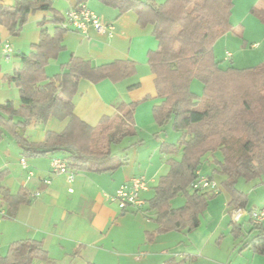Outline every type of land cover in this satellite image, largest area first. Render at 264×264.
Listing matches in <instances>:
<instances>
[{
  "label": "trees",
  "instance_id": "1",
  "mask_svg": "<svg viewBox=\"0 0 264 264\" xmlns=\"http://www.w3.org/2000/svg\"><path fill=\"white\" fill-rule=\"evenodd\" d=\"M101 1L118 8L120 14L134 11L141 26L154 27L158 48L149 53L148 64L155 75L160 103L154 106L153 117L161 132L171 125L173 131L182 133L176 144L165 142L161 147L162 154L173 157L167 160L170 170L160 178L149 205L160 231L191 232L200 227L201 216L221 192L212 194L191 186L199 178L206 157L215 158L217 153L222 159H215V172L223 177L220 186L230 198L229 214L236 208L248 210V196L237 183L240 179H259L264 185V61L251 68H224L215 56L219 38L229 32L241 33V26L231 21L234 0ZM38 12L50 18L39 22V42L28 54L20 55L21 67L9 78L19 89L21 104L19 108L12 101L0 104V137L5 130L10 132L27 157L66 153L72 172H114L126 164V159L115 154L113 147L138 134L134 116L138 103H120L112 116L92 126L76 114L73 100L81 79L119 82L135 75L137 64L115 61L96 67L89 60L73 56L65 70L48 77L46 67L64 49L63 37L70 30L63 27L65 18L51 1L21 0L8 7L0 5V24L12 36H19L29 17ZM251 13L264 23V0H259ZM49 23L56 25L54 33L49 32ZM194 80L203 84L202 96L192 91ZM50 119L66 122L64 130L48 131L42 143L30 142L27 128ZM179 152L182 157L176 159L174 155ZM1 194L12 214L29 203L25 191L13 195L2 187ZM181 195L185 204L172 208L171 202ZM232 224V232L239 234L241 226ZM248 245L264 254V230ZM48 259L42 242L21 240L0 257V264H32Z\"/></svg>",
  "mask_w": 264,
  "mask_h": 264
},
{
  "label": "crops",
  "instance_id": "2",
  "mask_svg": "<svg viewBox=\"0 0 264 264\" xmlns=\"http://www.w3.org/2000/svg\"><path fill=\"white\" fill-rule=\"evenodd\" d=\"M17 1L21 0H0V5L8 7ZM50 1L64 18L71 8L85 2L101 16L104 24L115 27V34L110 37L108 33L98 34L90 29L85 36L70 28L63 37L64 49L46 67L47 76L60 74L73 56L89 60L96 67L115 61L135 62L136 74L119 82L103 80L92 83L81 79L73 101L76 114L92 126L99 124L103 117L112 116L120 103H138L134 114L138 134L131 138L126 147L115 153L126 159V164L121 168L106 173L74 172L75 180L69 183L65 176L51 174L52 159H66L68 154L54 152L47 156L27 157L15 137L5 130L0 137V257L8 254L14 242L36 240L42 242L48 251L49 259L35 260L32 264H184L188 259H194L193 254L186 251L188 246L181 251L187 255L177 256L176 246L173 247L174 243L168 242L169 238L166 237L177 233V240L181 243L183 240L180 236L189 237L190 242L194 244L195 239L202 233L198 231L206 211L201 216L199 228L191 232L183 229L165 233L160 231L155 222L154 213L149 211L150 200L155 196V187L160 178L169 172L170 165L167 160L173 157L161 153L162 144L167 140L160 136V128L155 130V126L151 124L155 123L153 108L160 103L155 87V75L148 64L149 53L158 48L154 27L141 26L134 11L120 14L118 8L105 5L101 0ZM60 8H64V13ZM45 17L50 18V15L38 12L29 17V22L32 20L33 24L24 40H14L8 29L0 24L1 38L9 41L14 49L10 60L0 61V71L2 62H10L13 57L19 60L12 73L3 74V79L9 80L13 72L21 67L20 55L28 54L32 46L39 42V22ZM55 27L53 23L47 25L50 33H54ZM217 47L218 44L214 48L215 53ZM27 48H30L29 51H26ZM236 59L233 55L231 62L237 63ZM136 84L139 86L130 89ZM9 101H12L16 108L20 107V95L19 105L13 100L6 102ZM65 126L66 122L55 119H50L46 124L34 123L27 128L26 137L30 142L39 144L44 141L48 131L59 133ZM144 129L149 130V134H155L156 141L152 149L142 150L144 141L140 132ZM22 158L27 159L29 170L21 166ZM29 171L33 172V176L29 175ZM200 175L203 176L201 172ZM142 176L148 180V189L141 193V197L146 201L142 211L133 208L122 210L106 197L115 194L132 178ZM47 180L50 184L46 183ZM2 187L13 195L25 191L29 203L19 206L12 214L9 204L3 200ZM229 201L230 198L227 207ZM263 207L264 203L247 208L259 210ZM226 213L220 214V227L228 224L225 229H219L220 233L214 235H205L202 243H209L211 239L218 237L220 244V240L226 239L229 234L234 238V249L240 248V251L246 254L253 249L246 244L264 230V225L262 230L253 228L250 216L247 215L239 224V234H236L232 232L233 221L229 208L228 215ZM254 254L264 255L255 251ZM215 264L219 262L216 261ZM243 264H256V257L253 256L250 261L247 259Z\"/></svg>",
  "mask_w": 264,
  "mask_h": 264
},
{
  "label": "rangeland",
  "instance_id": "3",
  "mask_svg": "<svg viewBox=\"0 0 264 264\" xmlns=\"http://www.w3.org/2000/svg\"><path fill=\"white\" fill-rule=\"evenodd\" d=\"M257 2L258 0H234L231 21L236 26H241V33L229 32L219 38L215 43V46L218 44L215 56L219 61H222V66L224 68H227L230 65L236 68H251L264 61V23L254 16L250 9V7ZM60 11L64 13L65 10L64 8H60ZM32 24V20H30V22L28 20L20 35L13 36V39L24 40ZM235 47H237V49ZM29 49L30 48H27L26 51H29ZM228 52L237 57V63L223 59ZM18 64L19 60L17 57H13L10 62H2V69L0 71V103L13 100L16 105H19L17 86L13 82L3 79V74L12 73L13 69ZM191 89L199 96H202L204 93L203 84L198 80L192 82ZM151 124L152 126H155V130L158 129L156 123L152 122ZM148 131L149 130L144 129L140 132L141 139L144 141V147L142 150L152 149L155 146V134H149ZM160 136L167 140L168 143L176 144L181 138L182 133L173 131L171 125H168L165 132L160 133ZM130 140L131 138L125 139L121 144L114 146V153L119 149L126 147ZM174 157L176 159H181L182 153L179 152L177 155H174ZM215 159L221 160V153H217L215 158L213 155L207 156L203 161L201 173L205 177L214 176L215 180L220 185L223 177L215 172V169L218 168ZM237 188L247 194L248 208L254 207V205L259 206L264 203V185L260 183L259 179L253 181L240 179L237 183ZM228 199V194L223 190L217 197L210 201L209 207L202 217V226L200 231H198L202 233H200V236L195 239L194 244L190 242L189 237L183 238L180 236L183 240V243H181L180 240H177V236H179L177 233H172L166 237L167 239L169 238L167 240L168 242L174 243L172 244L173 247L176 246L178 252L177 256L187 255V253L193 254L194 259H188L184 264H215L216 261L219 262V264H243L247 259L250 261L253 256L254 258L256 257V264H264V255L254 254L253 249L247 251L246 254L241 252L240 248L234 249V238L232 235L227 234L226 239L224 238L220 240V244L218 242V237L211 239L209 243H202L205 235L220 233L219 229L223 230L228 225L226 221L227 225L220 227V214L222 212H227L226 214L228 215ZM184 203L185 198L181 195L171 202V207L179 208L184 205ZM203 244L204 249L202 247ZM185 246H188V250H186L188 252L182 254L181 251L184 250Z\"/></svg>",
  "mask_w": 264,
  "mask_h": 264
},
{
  "label": "built area",
  "instance_id": "4",
  "mask_svg": "<svg viewBox=\"0 0 264 264\" xmlns=\"http://www.w3.org/2000/svg\"><path fill=\"white\" fill-rule=\"evenodd\" d=\"M64 28H73L83 35H88L90 29H93L98 34L108 33L110 37L115 34V27L113 25H106L102 22L101 16L90 9L85 2L79 3L77 6L71 8L65 18ZM14 49L11 43L4 40L0 36V61L10 60L13 56ZM233 55L227 53L226 59L232 60ZM21 166L25 170H29L27 159L22 158ZM51 174L63 175L69 183L75 180V174L72 172L63 158H54L51 162ZM29 175L33 176V172L29 171ZM46 183L50 184L47 180ZM193 190L208 191L212 194H219L221 186L216 180H211L209 177L199 176V178L192 184ZM148 189V180L146 177H135L129 182L123 184L115 194L106 195V197L116 203L120 209L127 210L133 208L142 211L146 205V201L141 197V193ZM2 214L5 212L1 211ZM249 215L251 222L255 226L264 225V207L259 210H252L251 212L244 208L232 209L230 212L231 219L234 223L240 224L245 216Z\"/></svg>",
  "mask_w": 264,
  "mask_h": 264
}]
</instances>
